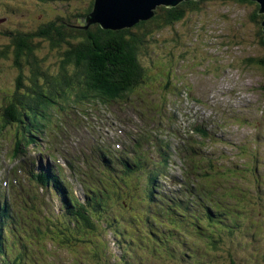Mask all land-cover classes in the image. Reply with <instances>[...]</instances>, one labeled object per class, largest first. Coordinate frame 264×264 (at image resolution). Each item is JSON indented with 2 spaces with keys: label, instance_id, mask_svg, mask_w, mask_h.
<instances>
[{
  "label": "rangeland",
  "instance_id": "1",
  "mask_svg": "<svg viewBox=\"0 0 264 264\" xmlns=\"http://www.w3.org/2000/svg\"><path fill=\"white\" fill-rule=\"evenodd\" d=\"M44 1L46 3L37 5L32 2L25 4L12 0H0V26L11 23L22 25V21H35V18L42 10H48L49 13H52V11L55 12L59 8V13L62 15L70 12L69 9L78 5L80 1L86 2L89 0L73 1L72 4L61 1L47 4L51 0ZM11 5L21 7V11L14 12L5 9V7L10 8ZM250 5L251 3L236 2V0L228 4H221L220 1L215 0L214 2V0H210L204 4V7L200 11L190 12L186 15L184 22L178 26V35L176 34L178 31L176 29L178 28H166L162 31L164 34L161 39L163 40L162 43L164 42L167 46L169 45L168 47L173 46V49L177 48L179 52H185L187 61L182 63V66L175 68L173 63L171 64L168 59L167 50L162 49L161 47L163 46L152 45L149 52L142 57L143 65L145 68H152L155 72V74L149 76L148 83L157 84L164 81L167 85L169 77L166 76L167 72L171 76L175 74L177 81L182 82L176 92L171 93L169 89L165 92L164 87L153 91L150 88L148 89L146 85L139 86L136 89L128 91L127 95L130 96L129 103L132 98H135L141 106L137 105V108L130 107L129 109H125V105L121 100L109 105L94 104L99 100L98 89L90 85L86 79H83L79 87L71 89L67 93V97H62L64 106L62 107V113H69L71 115L85 113L78 110L79 108H85L88 110V113H92L90 115L92 120L90 121L92 122L94 131L103 135H113L114 133L110 127V116L112 115L109 113L119 115L121 123L134 127L136 123L140 126H145L150 119L148 115H155V110L158 111L156 113L160 112L159 114H161V112L168 108L169 113L178 112L179 121L176 123H179L178 126L184 129V132L188 125H192L190 122L204 121L208 123L209 127L213 130L211 134L217 140L216 145L213 143L209 144L208 147L210 149L212 147L227 149L228 151H231V149L234 151L243 149L244 151L242 150L243 152L240 154L232 153L234 157L238 158L237 162L241 160L251 164V160L255 159L253 164H256L257 161L260 163L261 171L259 173L264 176V66L262 65V61L261 63L259 62L264 56V44L261 43V38L258 40L259 36L255 32L254 26L246 25L244 21L240 27L237 25L239 21L245 20L248 16L247 12L251 9ZM255 29L257 30V28ZM174 31L176 35H172ZM182 42H185V44ZM186 44L189 49H186ZM181 45L184 48H181ZM146 50L148 49L145 48L144 51ZM181 56V53H178L175 59H179ZM207 57H210L209 62L204 61ZM52 59L55 60V58ZM14 64L13 61H5L0 58V105H3L5 100L9 101L13 95L10 93H13L17 89L20 73ZM161 65L163 67L156 71L155 68ZM24 78L28 79L27 76H24ZM147 91L150 94H147ZM77 95L82 97L91 95V97H88L91 98V101L79 103L75 98ZM116 98V94L109 96L110 100H115ZM74 105L79 106L76 107ZM138 108L141 111L136 113V109ZM159 117H161V121H164V115ZM167 118L172 119L171 114ZM101 122H103L102 127H96L97 123ZM2 123L0 122V171L6 174L7 167H11L9 165L10 154L7 152L13 153L17 144H21L27 134L18 132L17 124L6 126L5 129H2ZM215 123L221 126H217ZM149 126L151 127V125ZM175 127H177V124H175ZM101 128L103 131H101ZM30 131H32L31 128ZM72 132L73 134L67 133V139L73 140L78 137L74 131ZM32 133L36 134L33 131ZM254 139H256V143H253ZM246 143H248V147L245 149V145L242 144ZM74 144L79 146L76 142ZM172 170L180 173L177 163L173 164ZM251 174L249 172V175ZM1 178L3 176L0 175ZM244 182L250 184L249 182ZM88 187L96 189L99 185L89 182ZM73 190L75 195L83 198L81 186L78 188L73 187ZM242 190L245 191L244 188L240 187V190L235 193L238 196L236 203L239 208L242 203L249 199L250 195ZM132 194L134 197L135 192L132 191ZM263 195L264 193L262 197ZM136 203L139 204L140 200H136ZM39 204L41 203L38 202ZM51 205H56V211L49 212L45 205H40L38 212L44 215L51 213L52 216L56 217L58 212L59 214L61 213L57 209L58 202L55 201ZM260 208L264 211L263 206H260ZM107 209L109 210V216H106L107 223H112L113 225V218H111L110 213L114 216H120L122 219L127 218L131 220V216L139 217L143 215L146 211V206L141 204L136 212H128L111 203ZM229 210L231 212L233 208L230 207ZM38 212L35 215H31V224L19 231L18 238L22 237V243L28 250L35 245V238L31 234L33 227L37 226L45 229V223L48 221L47 219L45 221V218L41 220ZM259 213H262V211ZM262 216H264V212ZM70 217L71 215H69ZM261 218L259 216L257 221ZM154 222L163 226L165 233L168 232L160 218H157L155 221L151 220L148 225L143 226L141 229L137 228L138 233L134 240H139L136 241L137 243H133L129 249L130 254L123 259L114 257V254L121 256V250L117 249L113 241L114 238L109 231L111 228H106L109 234L106 237L108 243H102L99 249L95 247V243L102 237V234L105 235L104 232L102 234L91 231H86L82 234L76 233L75 235L82 236L81 239H72L73 235L70 239L65 238L62 241L60 236L56 239L55 233L45 231L43 234L47 237V243L41 246L42 264H80L81 261L85 260L83 256L86 255L88 248L94 249L93 254L91 253L90 255V257L93 256V259L88 264H157V261L165 253H169L168 246L173 244V242L166 235H159L161 239L154 246ZM243 223L240 225L242 226ZM117 225H124L126 229L122 230L125 233L131 228L129 222L117 223L115 227L117 231H120L119 233H122L121 227ZM262 225L258 224L259 227ZM259 227H251V224L249 226L246 222L241 230L233 228V234L229 235L226 240H223L224 242H219L218 235L213 231V237L219 242L217 245L222 250V252L220 251L221 256L219 255L218 264H253L251 260L253 261L254 259L256 260V264L263 262L259 255L264 252V229H260ZM135 233L133 232L131 235H135ZM194 233L196 237H200L198 235L199 231L194 230ZM256 235H259L260 238L258 239ZM50 236L54 237L50 238ZM92 239L94 240L92 241ZM145 239L149 240L153 245H148V241ZM198 239L193 240L192 248L194 251L196 247L198 251H202L203 249L202 241ZM185 248L186 251L190 250L189 246ZM171 249L173 251L174 248L172 247ZM207 251H211L206 254L208 260L216 256L214 247H209ZM124 253H127V250ZM176 254L173 256L167 255L168 261L160 263L177 264L170 261V258L176 259ZM196 255L199 256V253L197 252ZM36 256L39 257L38 255ZM180 256L182 260L180 263L189 264L191 257L188 254L185 253ZM100 257L102 258V262H98L99 260H97ZM32 259L36 258L31 253L27 264H34Z\"/></svg>",
  "mask_w": 264,
  "mask_h": 264
},
{
  "label": "trees",
  "instance_id": "2",
  "mask_svg": "<svg viewBox=\"0 0 264 264\" xmlns=\"http://www.w3.org/2000/svg\"><path fill=\"white\" fill-rule=\"evenodd\" d=\"M12 1L25 4L32 2L37 5L44 4L45 2L44 0ZM56 1L66 2L68 4H72L73 1L79 2V0H51L47 4H52ZM208 1L210 0H185L175 6L160 5L155 8V14L149 19L140 20L131 27L115 30L105 29L100 23L88 24L87 17L94 10L95 0L80 1L78 5L69 9L70 12L62 15L59 13V8L55 12L52 11V13H49L48 10H42L35 18V21H22V25H17L16 23L3 24V26H0V58L15 63L14 66L20 73V80L17 83V86L19 85L20 87L13 95L12 104L9 105L5 101L2 105V113H0V122H3L2 129H5L6 126L16 124L18 128L23 127L28 122L48 124L53 113H50L47 119L41 120L44 118V113H40V111L50 110L54 107V104H59L57 97L66 95L68 90L79 87L83 79H86L90 85L98 89L102 101H107V98L111 94H116L123 103L133 105L136 108L137 105L139 107L141 106L138 100L132 98L129 103L125 100V97L128 91L136 89L139 86L146 85L148 89L150 88L153 91L164 87L165 92L167 89L171 93L176 92L182 82L177 81L175 74L173 76H167V85L164 81L158 82L157 84L148 83L151 72L150 68H145L143 65L142 57L149 52L152 45H159L163 46L161 47L162 49L167 50L168 59L171 64L173 63L175 68L182 66L181 64L187 61L185 52H179L177 48L173 49V46L168 47L169 45L167 46L164 42L162 43L163 40L161 39L164 36L162 31L166 28H178L184 22L187 14L200 11ZM216 1H220L221 4H228L235 0ZM236 2L251 3V9L247 12L248 16L245 20L239 21L237 25L240 27L244 21L246 25L254 26L255 32L259 36L258 40L261 38L260 41L264 44L261 25L264 15L259 13L261 5L254 0H236ZM17 7V5H11L10 8L5 7V9L14 12L21 11V7ZM176 30H178L176 32L178 35L179 28ZM176 34L175 31L172 33V35ZM185 42L182 43L185 44ZM145 48L148 50L144 51ZM181 48L184 47L181 45ZM186 49H189L187 44ZM178 53H181L182 56L179 59H175ZM52 58H55V60ZM209 60L210 57L204 59V61L208 62ZM261 61L264 66V56L259 62L261 63ZM24 76H27L28 79L24 78ZM26 80L29 82H24ZM147 94L150 93L147 91ZM55 109L56 107L51 111ZM154 112L156 113V111ZM148 117L151 118V121H153V118H161L155 115H148ZM153 122L156 124V128L160 127L155 121ZM150 123L148 122L144 131V142L149 140L155 128V126L150 127ZM218 126L220 125L218 124ZM196 130L200 132L201 139L206 136L209 137V132L203 124H198ZM212 142L215 145L217 144L215 139ZM254 143H256V140ZM146 144L148 146L149 141ZM190 144L192 148L198 147L196 152L193 150L190 151L193 154L192 157L199 151L204 157L202 161H196L199 165L193 167L195 176L204 177L209 182L214 181L215 185L221 190V193H219L216 188L212 186L208 187L211 195L206 199V202H208L210 208L217 212V209L219 210V207L216 205L218 200L225 204L227 208L228 206L229 208H233V211H227V214L221 219L217 214L210 215L209 219L213 222L212 226L217 227L215 233L219 237V242H224L223 240H226L229 235H232L233 228L241 230L246 222L249 226L251 224V227H259L258 224H263L259 228L264 229V216H262L264 211L260 208V206L264 207V195L262 197L264 193V179L261 181L255 180V167L252 165L247 168L244 163L237 162V157H234L232 154H227L224 149L216 148L218 155L212 157L210 152H207V150L203 151V144L196 138H192ZM141 150L143 153H148L145 147L141 148ZM142 152L139 151L138 155L140 158L142 157ZM232 153L240 154L242 152ZM195 158L194 160H196ZM109 166L112 170L117 169L114 163H111ZM137 171L140 176L134 178L128 176V171L126 170L125 174L127 176L125 178L137 179L139 181L138 183L133 180H126L125 178L124 184L121 181L114 184H108L100 180L99 182L97 181L99 185L98 189H89V191H100V193L95 198L91 196L90 201L92 200L93 202L90 203L89 201L90 205H85L79 200L70 197L73 202L72 207H70L66 203L68 199L62 198V200L64 199L63 205L66 206V212L63 211L61 217L67 218L62 224L63 229L59 228L57 221L52 220V218L48 221L45 220V224L47 227L58 226L57 229L60 232L58 234H63V239H70V233L75 238H78L73 233V230L77 234H82L85 231H94L95 233L105 229L106 227L103 224L106 222V216H109L106 211L108 203L110 201L112 202L116 196L122 195L127 204L131 206L136 199L129 189H132L131 187L134 183H136L135 188L138 190L140 187L142 189L146 184L147 181L141 177L143 171ZM148 172L149 170L146 171V176ZM249 172L252 174L249 175ZM102 173L105 176L107 172L105 170ZM109 175L111 177H115L116 175V178H122L117 173H111ZM244 181L250 184H246ZM86 186L88 189V184ZM240 187L244 188L245 191L242 190L243 192L250 195L249 199L242 203L239 208L236 203L238 196L235 193L240 190ZM141 198L145 200L142 194ZM36 199L37 197H34L33 194L24 192L22 200L25 208L30 211L35 210L38 207L36 206ZM122 207L128 211L125 204ZM15 208V214H17L19 219L21 208L20 206H16ZM260 211L262 213H259ZM69 215H71L70 218ZM259 216L262 218L257 221ZM236 218L237 220L233 223V220ZM223 221L224 225H221ZM241 223H243L242 226L240 225ZM20 227L21 223L19 222L16 228ZM9 228L14 230L11 225ZM57 229L52 228L50 232L54 233ZM35 230L37 233L34 234V237L41 238L44 235V229L35 226ZM159 235L161 234H157L156 236L160 238ZM198 235L200 236L198 240L202 241L203 244L202 251H198L196 247L194 257L187 253L186 250L182 253L179 251L176 254V259L182 261L180 255L186 253L191 257L189 264H218L220 251L222 252L217 245L219 242L215 240L211 231H202ZM54 236H50V238ZM256 236L258 239L260 238L259 235ZM101 244L96 242L95 247L99 249ZM211 246L215 248L216 256L208 260L206 254L211 252L207 251ZM168 250L170 252L169 247ZM93 252V248H88L86 255L83 256L86 261H81L80 264H88L93 259V256L90 257ZM197 252L199 256L196 255ZM259 257L263 262L258 264H264V252ZM102 258L97 259L99 260L98 262H102ZM251 262L256 264L255 259L253 261L251 260Z\"/></svg>",
  "mask_w": 264,
  "mask_h": 264
},
{
  "label": "water",
  "instance_id": "3",
  "mask_svg": "<svg viewBox=\"0 0 264 264\" xmlns=\"http://www.w3.org/2000/svg\"><path fill=\"white\" fill-rule=\"evenodd\" d=\"M182 1L185 0H95L94 10L87 17V22L100 23L105 29H122L149 19L160 5L175 6ZM254 1L261 5L259 13L264 15V0ZM261 25L264 36V18Z\"/></svg>",
  "mask_w": 264,
  "mask_h": 264
},
{
  "label": "bare ground",
  "instance_id": "4",
  "mask_svg": "<svg viewBox=\"0 0 264 264\" xmlns=\"http://www.w3.org/2000/svg\"><path fill=\"white\" fill-rule=\"evenodd\" d=\"M123 104L125 105V109H129L130 107H134L133 105H127V104H125V103H123ZM134 111H135V110H134ZM140 111H141V110H140L139 108L136 109V113H139ZM132 113H133V112H132ZM134 113H135V112H134ZM148 118H149V117H148ZM150 119H151V118H150ZM152 120L157 121V122H160V121H161V118H153ZM164 126H165V127H169V128H171V129H173V130H176L174 124H173L171 121H168L166 124H164ZM191 129L193 130L194 127L192 126ZM180 135L183 136V137H185L184 134H180ZM138 140H139L138 138L135 139V142L138 141ZM59 192H60V194H62L63 196H65L68 200H70V195H66V194H64L65 192H64L62 189H59ZM63 200H64V199H63ZM63 203H64V201H63ZM66 203H67V205L69 204V206L72 207V203H71V201H70V202H66ZM63 211L66 212V206H64Z\"/></svg>",
  "mask_w": 264,
  "mask_h": 264
}]
</instances>
